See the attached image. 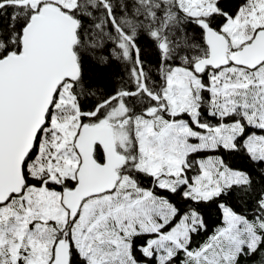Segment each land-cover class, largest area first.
<instances>
[{
	"label": "snow or ice",
	"instance_id": "6c2138e0",
	"mask_svg": "<svg viewBox=\"0 0 264 264\" xmlns=\"http://www.w3.org/2000/svg\"><path fill=\"white\" fill-rule=\"evenodd\" d=\"M0 264H264V0H0Z\"/></svg>",
	"mask_w": 264,
	"mask_h": 264
}]
</instances>
